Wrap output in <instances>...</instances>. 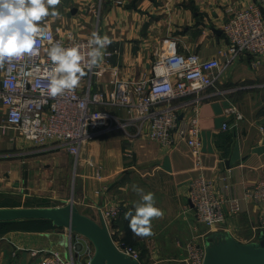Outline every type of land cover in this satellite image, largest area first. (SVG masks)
<instances>
[{
    "label": "crops",
    "instance_id": "obj_1",
    "mask_svg": "<svg viewBox=\"0 0 264 264\" xmlns=\"http://www.w3.org/2000/svg\"><path fill=\"white\" fill-rule=\"evenodd\" d=\"M119 1L61 0L56 7L59 15L44 18L62 38L72 31L79 38L98 32L111 39L104 50L110 54L98 63L103 71L92 81V90H108L115 76L126 79L149 73L162 41L170 40L178 51L195 52L201 58L219 55L227 45L222 26L230 9L246 8L255 0ZM253 59L240 54L201 100L199 167L183 141L164 146L146 132L134 133L133 125L127 127L129 135L121 129L100 133L81 146L77 157L65 147L50 146L34 156L33 143L4 123L5 109L0 105V208L63 206L66 200L55 196L66 189L75 195L78 210L93 220L97 207L115 204L120 211L109 225L113 239L139 251L136 264H187L193 239L205 249L216 240L257 243L260 233L264 235V225L258 224L264 211L257 203L242 199L240 212L208 230L196 221L188 197L189 182L199 173L212 179L219 193L239 197L246 187L264 180V56L257 66ZM227 106L235 111L225 113ZM117 114L126 115L123 110ZM223 122L229 128L222 129ZM134 186L153 193L155 207L163 212L151 221L153 235L147 237H135L124 218L126 212L135 214V205L141 202ZM50 190L56 194H48ZM50 230L0 234V264H36L44 249L88 264L94 254L91 241L65 228Z\"/></svg>",
    "mask_w": 264,
    "mask_h": 264
},
{
    "label": "built area",
    "instance_id": "obj_2",
    "mask_svg": "<svg viewBox=\"0 0 264 264\" xmlns=\"http://www.w3.org/2000/svg\"><path fill=\"white\" fill-rule=\"evenodd\" d=\"M39 23L44 33L37 38L36 54L11 62L6 60L0 66L3 121L24 140L51 149L65 147L73 157L78 156L83 144L100 133L121 129L129 135L127 127L133 125L134 133L146 132L149 139L164 146L183 141L194 165L199 167L202 156L199 104L206 91L215 87L223 71L240 54L251 55L254 66L264 56V0H255L246 8L230 9L222 26L227 45L217 56L201 58L195 52H180L174 42L166 40L155 51L149 73L126 79L115 76L108 90H92L90 85L101 75L103 67L85 66L86 75L74 90L52 97L47 93V75L53 67L48 51L56 43L64 48L79 46L85 54L84 66L90 37L79 38L68 31L62 38L55 34L48 20ZM80 83H84L82 88ZM118 110L126 115L117 114ZM224 111L234 112L235 108L227 106ZM227 128L229 125L223 122L222 129ZM188 193L196 221L208 230L240 212L242 199H250L264 211V180L246 187L239 197L219 193L213 180L199 173L190 180ZM119 211L115 204L97 207L96 221L103 220L112 239L114 232L109 225ZM258 224L264 225L263 215L258 217ZM114 243L125 257L138 261L139 251L135 247L123 241ZM40 252L36 264H76L72 256H63L58 250ZM205 252L204 244L191 240L186 263L203 264Z\"/></svg>",
    "mask_w": 264,
    "mask_h": 264
},
{
    "label": "clouds",
    "instance_id": "obj_3",
    "mask_svg": "<svg viewBox=\"0 0 264 264\" xmlns=\"http://www.w3.org/2000/svg\"><path fill=\"white\" fill-rule=\"evenodd\" d=\"M61 0H0V66L7 60H20L25 55L36 54L37 38L43 35L44 28L40 23L44 18L58 16L56 7ZM51 9V12H50ZM51 40V37H48ZM112 43L107 36L93 32L88 41L89 51L85 54L79 46L64 48L59 43L53 44L48 56L53 63L48 72L47 93L55 97L65 90H74L85 73V66L91 69L104 56V50ZM141 195V202L132 211L125 213L129 228L135 237L153 235L151 221L163 216L161 209L155 207L154 194L144 193L143 189L135 188Z\"/></svg>",
    "mask_w": 264,
    "mask_h": 264
},
{
    "label": "water",
    "instance_id": "obj_4",
    "mask_svg": "<svg viewBox=\"0 0 264 264\" xmlns=\"http://www.w3.org/2000/svg\"><path fill=\"white\" fill-rule=\"evenodd\" d=\"M49 219L54 225H65L77 232L94 247L89 264H136L119 251L107 226L80 213L72 204L0 208V222ZM203 264H264V235L255 244H242L233 239L212 241L207 247Z\"/></svg>",
    "mask_w": 264,
    "mask_h": 264
},
{
    "label": "trees",
    "instance_id": "obj_5",
    "mask_svg": "<svg viewBox=\"0 0 264 264\" xmlns=\"http://www.w3.org/2000/svg\"><path fill=\"white\" fill-rule=\"evenodd\" d=\"M51 228H56V225H54L49 219H31L0 222V234L16 229L29 231H43Z\"/></svg>",
    "mask_w": 264,
    "mask_h": 264
},
{
    "label": "rangeland",
    "instance_id": "obj_6",
    "mask_svg": "<svg viewBox=\"0 0 264 264\" xmlns=\"http://www.w3.org/2000/svg\"><path fill=\"white\" fill-rule=\"evenodd\" d=\"M32 148H34V149H36V152L35 153H32V155H34V156H37L36 154H43L44 152H46L47 150L45 149V148H43V147H40V146H36V145H34L33 144V146H32ZM51 189H53V188H51ZM55 190V189H54ZM58 190V189H57ZM54 191H52V190H50L49 192H48V194H52ZM57 192V191H56ZM58 192H59V190H58ZM54 194H56L55 192H54ZM55 199H57V200H59V201H63V200H66V203L65 204H63V205H67V204H72L75 208H76V210L77 211H79L78 209L79 208H77L76 207V204L74 203V200H76V198H75V195H73V193H70L69 191H68V189H66V190H64V191H62V192H59V193H57L56 194V196H55ZM80 213H82V214H84L82 211H79ZM63 228H65L66 230H68L69 232H73V231H71L69 228H67V226H65V225H56V228H52L50 231H60V230H63ZM228 240V239H227Z\"/></svg>",
    "mask_w": 264,
    "mask_h": 264
},
{
    "label": "bare ground",
    "instance_id": "obj_7",
    "mask_svg": "<svg viewBox=\"0 0 264 264\" xmlns=\"http://www.w3.org/2000/svg\"><path fill=\"white\" fill-rule=\"evenodd\" d=\"M96 221V220H95ZM97 222V221H96Z\"/></svg>",
    "mask_w": 264,
    "mask_h": 264
}]
</instances>
